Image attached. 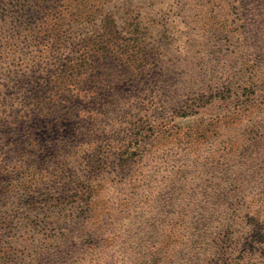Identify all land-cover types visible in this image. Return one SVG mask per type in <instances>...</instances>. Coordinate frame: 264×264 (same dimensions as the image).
<instances>
[{
    "label": "rangeland",
    "instance_id": "rangeland-1",
    "mask_svg": "<svg viewBox=\"0 0 264 264\" xmlns=\"http://www.w3.org/2000/svg\"><path fill=\"white\" fill-rule=\"evenodd\" d=\"M68 2L79 38L118 13L141 74L102 119L47 123L70 137L61 158L33 167L32 142L0 158V264H264V0ZM14 11L0 9V96L33 51Z\"/></svg>",
    "mask_w": 264,
    "mask_h": 264
},
{
    "label": "trees",
    "instance_id": "trees-1",
    "mask_svg": "<svg viewBox=\"0 0 264 264\" xmlns=\"http://www.w3.org/2000/svg\"><path fill=\"white\" fill-rule=\"evenodd\" d=\"M7 1L9 3L0 2V9L15 10V23L22 18L26 19L18 23V26L24 25L23 31L26 32L33 51L31 57H26L22 65L17 66L20 69L14 72L17 81L8 83L12 84L11 91L0 96V133L6 139L3 145H11L9 151L0 149V158L3 160L9 153L23 156L19 146L30 142L32 145L41 143L35 153L36 161L31 162L34 167L42 158H61V154L66 152L65 142L70 139L69 135L59 134L57 141H50L47 137L50 132L47 130V123L58 127L62 121L76 118L77 114L73 112L78 110L95 120L102 119L104 110L110 109L114 104L113 97L117 87L133 83L138 78L136 76L141 74V65L129 61L125 57L126 52L128 53L127 45L117 42L112 27L124 20L116 12L102 10V14L96 18L100 20H95L94 25L99 30L86 36L79 33L82 36L79 38L77 29L72 30V22L76 24L77 20L68 11L69 0H64L60 5L64 11L67 10L64 13L46 6V0ZM85 21L86 16L80 15V24ZM100 31L103 33L100 34ZM17 36L22 37L20 33ZM14 46L15 43L10 41L11 51ZM115 59L120 63L125 60V63L131 64L133 73L129 75V79L120 78L118 68L110 62ZM105 71H110L108 78L104 77ZM89 80L94 82L91 88H88ZM41 126V130L45 132L37 135L46 143L36 139V134L34 136ZM12 173L16 175L15 179L23 177V166ZM26 178L23 177L22 182ZM28 181L31 187L36 184L31 179Z\"/></svg>",
    "mask_w": 264,
    "mask_h": 264
}]
</instances>
